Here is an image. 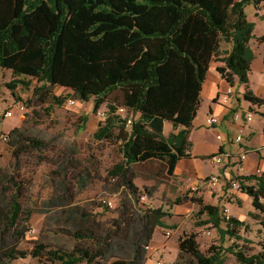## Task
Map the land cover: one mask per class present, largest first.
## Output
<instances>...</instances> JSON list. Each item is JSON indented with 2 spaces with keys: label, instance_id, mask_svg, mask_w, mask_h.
Returning a JSON list of instances; mask_svg holds the SVG:
<instances>
[{
  "label": "trees",
  "instance_id": "trees-1",
  "mask_svg": "<svg viewBox=\"0 0 264 264\" xmlns=\"http://www.w3.org/2000/svg\"><path fill=\"white\" fill-rule=\"evenodd\" d=\"M253 2L258 10L262 1ZM250 4L251 0H0V69L30 79L16 80L10 88L29 87L36 81L35 92L41 96H50V87H61L71 90L79 103L95 96V113L106 104V119L94 137L119 145L122 161L109 174L122 180L133 202L124 204L120 224H126V229L106 234L93 247L80 244L71 250L46 251L38 246L32 255L39 264L146 263V248L171 213L136 207L143 194L130 177L131 167L156 159L166 163L168 175L174 176L180 161L192 159L190 135L221 37L231 44V51L221 59L218 73L231 87L237 82L244 85L243 98L252 106H264V99L249 88L254 60L250 42L255 38L264 44V36L256 38L255 24L247 19ZM93 81L102 85L100 95L90 92ZM115 91L121 92V100L108 99ZM54 100L63 104L59 97ZM121 107L129 111L125 118L117 114ZM130 115L133 121L128 125ZM81 121L86 124L88 118ZM165 123L173 128L168 136ZM7 137L19 145L21 128ZM31 144L40 148L33 140ZM5 179L14 182L7 175ZM233 180L240 181V193L252 199L250 216L262 227L263 251L248 256L237 246L236 251L211 246L202 252L198 235L190 233L179 237L176 261L164 264H224L226 252L236 256L239 264H264V172L236 175ZM22 190L16 185L9 197L0 198V264L17 259L16 249L2 250L8 231L16 240L28 232L22 222L29 221L33 212H25ZM189 200L199 206V218H208L198 226H212L224 240H243L240 230L248 228L247 223L225 215L201 197ZM74 237L81 243L97 241L90 232L77 231Z\"/></svg>",
  "mask_w": 264,
  "mask_h": 264
},
{
  "label": "rangeland",
  "instance_id": "rangeland-1",
  "mask_svg": "<svg viewBox=\"0 0 264 264\" xmlns=\"http://www.w3.org/2000/svg\"><path fill=\"white\" fill-rule=\"evenodd\" d=\"M246 12L251 18L257 16L263 19L257 30H254L257 35L263 34L264 18L255 15L252 4L246 6ZM251 18L247 17L248 21L254 23ZM253 48L256 54L264 50L263 46L256 43ZM258 62L251 67L253 86L263 85L264 82L263 65ZM16 80L30 81L29 78H15L10 70L0 69V198L4 195L9 197L16 185L20 186L23 189V208L25 212L33 213L29 221L22 222V226L28 229L26 236L16 240L12 236L13 231L9 230L3 238L2 250L16 249L17 259L4 264H39L38 259L32 255L38 246L45 247L46 251L71 250L80 244L93 247L106 234L119 231L120 227L126 229V224H120L126 212L124 204L133 205V202L127 195V188L122 180L109 174L114 165L122 161L119 145L98 141L94 137L103 121L99 113L108 111L106 104L95 113V96L89 102L79 103L71 91L61 87H50V96H41L35 92V87H39L36 81H32L29 87L15 84L16 88L12 90L9 85H14ZM103 90L101 84L91 82V93L100 95ZM239 95L242 93L239 88H235L233 100L228 105L233 107L232 122L237 124L243 119L242 127H246L247 115L252 113L256 134L254 137L253 134L247 136L246 130L241 127L237 128L234 136L241 135L246 144L259 146L263 138L261 119H264V108L263 111L249 109L252 106L250 103H244L241 107V102H237V98L242 100ZM54 97L61 98L63 104L58 105ZM121 98V92L115 91L108 99L116 101ZM69 99L77 100L78 103L71 106ZM242 110L245 112L241 113ZM8 111L14 112L13 117L5 116ZM85 117L88 122L83 124L81 119ZM15 128H21L23 133L19 145L2 139ZM212 130L215 136L226 133L222 123ZM32 140L39 143L40 148L31 144ZM240 149L238 146L236 151H230L233 159L220 166L212 160L199 161L197 165L188 167L182 178L170 176L153 164L131 167L132 181L146 196L145 200L140 198L136 207L142 210L161 208L171 213L170 217L163 220L166 226L158 227L155 231L151 242L152 253L148 254L146 251V260L150 256L153 264L157 260L163 263L175 262L179 251V237L190 233L198 235L197 242L202 252H207L211 246L232 247L235 251L237 246L238 251L248 256L263 251L262 227L250 216L253 212L252 199L246 194L233 191L231 184L227 182L229 180L225 181V174L229 172L231 179L236 175L258 173L257 169L250 174L236 171V158ZM260 151L264 154L263 146ZM249 154L251 162L255 154ZM244 163L246 165L248 161ZM216 167L217 173L214 174L212 169ZM263 172L264 169L261 170ZM6 175L13 179V184L5 179ZM212 176L220 178V183L212 184ZM194 197H201L206 204L219 206L225 215L247 223L248 228L240 230L243 240H224L212 226H198V223L208 218L197 216L199 206L189 200ZM179 199H183L180 204ZM108 201L112 202V206L107 204ZM129 215L131 212L126 214L127 217ZM77 231L93 233L97 241L85 240L81 243L74 237ZM223 261L224 264H239L236 256L229 252H226Z\"/></svg>",
  "mask_w": 264,
  "mask_h": 264
},
{
  "label": "crops",
  "instance_id": "crops-1",
  "mask_svg": "<svg viewBox=\"0 0 264 264\" xmlns=\"http://www.w3.org/2000/svg\"><path fill=\"white\" fill-rule=\"evenodd\" d=\"M261 1L262 2L259 4V7L264 6V1L263 0H261ZM251 4L254 6L255 15H257V9L255 7V3L253 2V0H251ZM246 14H247V17L250 19L251 17H249L247 12H246ZM251 19H253L252 21H254V24L256 25L255 30H257L258 24H260V22H261L260 20H263V19H260L257 16H255ZM254 35L256 38H259V37L264 36V33L257 35V32L255 34V31H254ZM254 43L258 44L259 46L264 47V44H259L257 42V39H255V38L250 42V47H251L253 54H254V60L252 62V67H253V63L255 64L258 61H260L258 63H262V65H263L262 68L264 71V50L262 52H259L256 54L255 50L253 48ZM230 51H231V44L226 43L224 41V39L221 37L219 39V44H218L217 50H216L215 55H214V61L211 64L210 70H209L208 75L206 77V80L203 84L202 93H201L202 104H201V107L198 111L197 118L194 121V127H193V130H192L191 135H190V140L193 144L192 159L182 160L178 163L176 170H175V174H174L175 178H182V176L184 175L183 173H185V170L188 167L197 165L199 161L200 162H209L210 160L205 159V158H208L212 155L219 153L220 150L223 151V153L224 152L230 153V151H236L238 149V145L233 143V140L235 138L234 133L237 130V128L242 127L243 119H242V121H239L237 124L233 123L232 122V119H233L232 118L233 117L232 105L229 107L223 106L219 102L220 95L222 94V92L226 91L231 86L229 84H227L226 81L222 78V76L218 73L217 67L223 65L220 61H221V59L225 58ZM258 56L260 57L259 59L257 58ZM249 79H250V84H249L250 90L257 97L264 99V82L262 83L263 85L255 84V86H253L251 83L252 82L251 81L252 80L251 73H250ZM232 88L233 89L239 88V92L242 93V95H239V97L242 100L240 101L237 98V102H241V107L244 103H247V104L249 103L246 100H244V98H243V95L245 93V86L244 85H241L237 82L235 84V86ZM63 89L68 90L69 92L71 91L69 89H65V88H63ZM251 108H255L257 111H263L264 106H262V107L249 106V109H251ZM244 110H242L243 112H241V113H244L245 112ZM240 111L241 110H239V114H240ZM210 115L217 117L220 120L219 124L222 123L225 125L226 133L225 134L219 133V134H223L225 137L224 141H220L221 143L217 139V136L219 134H217L215 136V132H214V130H212L213 128H209L207 126V119ZM261 121L263 122L262 132H261L263 134V138H262L261 144H259V146H254L253 144L249 145V144H246L245 141L243 140V147L245 149H247L250 154L254 153L255 157L253 158V160L251 162L249 161V157H248V159H247L248 163H246V165H245V163L237 165L236 171H245V172H249V174H250V172L252 173L256 169L257 170L258 169H260V170L264 169V154H261V151H260V147L261 146L264 147V119H261ZM254 123H255V119H253L252 122H248L246 127H242L244 130H246L247 136H250L251 134H253V137L255 136L256 130L254 127ZM167 132H169V133H167ZM172 132H173L172 125L169 123H165V135L168 136ZM262 153H263V151H262ZM138 164H153L155 167H160L163 170H165V172L167 174L168 166L166 163H164L160 160L151 159V160H148L144 163H136L133 166H136ZM133 166H132V168H133ZM212 172L214 174H216L217 173V167L213 168ZM229 173L225 174V181L229 180L227 182L230 183V181L232 179L229 177V175H230ZM242 195H244V194H242ZM149 264H153V263L150 262Z\"/></svg>",
  "mask_w": 264,
  "mask_h": 264
},
{
  "label": "built area",
  "instance_id": "built-area-1",
  "mask_svg": "<svg viewBox=\"0 0 264 264\" xmlns=\"http://www.w3.org/2000/svg\"><path fill=\"white\" fill-rule=\"evenodd\" d=\"M257 15H259L260 17L264 18V6L262 7H259L258 10H257ZM233 93H234V89L232 87H229L226 91L222 92V94L220 95V104L223 105V106H228L231 104V101L233 100ZM68 103L69 105L71 106H75L77 104V101L76 100H73V99H69L68 100ZM21 107V105H20ZM21 109L23 110L24 108L21 107ZM128 110L126 108H119L118 109V112L117 114L120 115L121 117L125 118L127 115H128ZM14 115V112L13 111H8L5 116L8 117V118H11L13 117ZM99 116L101 118V120H105L106 119V114L103 113V112H100L99 113ZM133 115H130V117H128V120H127V123L128 125H131L132 124V121H133ZM247 121L248 122H252L253 121V114L250 113L247 115ZM220 123V120L213 116V115H210L207 119V126L209 128H215L218 124ZM5 142L7 141L8 137L4 135V137L2 138ZM217 139L219 141H224L225 140V137L223 134H219L217 136ZM233 143L238 145L241 149L238 153V156L236 158L237 160V164L240 165L242 163H244L245 161H247L248 159V154H249V151L247 149H245L243 147V138L242 136H236L233 140ZM242 145V146H241ZM233 159V155L232 153H227V152H224L223 154H217L213 159H212V162L218 166L220 165H223V164H226L228 162H230L231 160ZM258 173H261V170L258 169L257 170ZM210 182L212 184H217V183H220V178L216 177V176H212L210 178ZM230 184H231V189L233 191H236V192H241L242 191V184L240 181L238 180H231L230 181ZM141 199L142 200H145L146 199V196L145 195H142L141 196ZM108 205L112 206V202L111 201H108L107 203ZM170 235V233H168V236ZM146 251L148 254H151V245L148 246L146 248ZM149 262H151V258L150 256L147 258L146 260V263L148 264ZM155 264H164L162 261L160 260H157Z\"/></svg>",
  "mask_w": 264,
  "mask_h": 264
}]
</instances>
